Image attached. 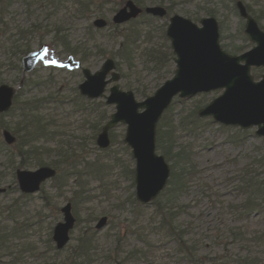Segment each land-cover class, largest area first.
Returning a JSON list of instances; mask_svg holds the SVG:
<instances>
[{
    "label": "rangeland",
    "instance_id": "obj_1",
    "mask_svg": "<svg viewBox=\"0 0 264 264\" xmlns=\"http://www.w3.org/2000/svg\"><path fill=\"white\" fill-rule=\"evenodd\" d=\"M134 1L168 13L144 12L116 24L113 17L127 0H0V85L15 88L20 107L42 102L35 117L47 125L46 135L27 141L40 127L25 131L27 115L20 110L0 114V144H6L9 130L17 138L13 150L15 144L32 147L27 167H19L16 156L15 163L10 160L11 150L0 151V186L6 188L0 194V227L9 238L0 248V264H264V137L256 135L257 126L224 125L198 113L224 89L175 97L164 113L169 123L162 132L171 133L174 152L189 157L186 163L166 159L171 173L174 162L177 174L187 172L188 188L165 215L158 202L165 203L172 174L153 203L137 199L136 160L124 140L127 125L110 130L108 147L97 143L115 105L80 93L84 68L96 72L113 58L121 89L144 101L175 75L167 36L175 14L199 25L215 17L221 46L231 54L254 46L237 0ZM242 1L264 29V0ZM98 18L108 25L96 26ZM42 47L46 55L26 72L23 57ZM251 73L260 80L264 67H252ZM157 152L164 155L158 146ZM41 166L54 167L56 175L38 192H22L17 169ZM69 202L76 222L59 249L53 232ZM102 217L107 224L98 230Z\"/></svg>",
    "mask_w": 264,
    "mask_h": 264
},
{
    "label": "water",
    "instance_id": "obj_2",
    "mask_svg": "<svg viewBox=\"0 0 264 264\" xmlns=\"http://www.w3.org/2000/svg\"><path fill=\"white\" fill-rule=\"evenodd\" d=\"M236 5L246 21L245 33L255 43L253 48L239 55L230 54L221 46L220 25L215 17L202 18L199 25L190 18L175 14L167 29L177 65L175 75L144 101H137L133 91L121 89L117 83L121 74L113 58H108L96 72L83 69L86 79L79 85L81 94L91 99L105 97L106 104L115 105V112L97 138L99 147L106 148L111 144L110 129L120 123L127 124L124 140L136 160V196L143 204L153 202L161 194L171 175L165 156L157 152V127L176 96L189 98L201 92L224 89L220 96L199 110V115L213 116L215 121L225 125L257 126L256 135L264 137V74L260 80H255L251 73L253 66L264 67V29L242 0H238ZM145 11L158 17L167 14L163 6H147ZM142 12L143 8L134 0H128L113 20L118 24L124 23ZM94 24L105 27L108 22L98 18ZM46 53L47 47H43L26 55L23 58L24 70L31 71ZM111 83L115 84L108 95L107 87ZM15 94L13 86L0 85V113L10 110ZM4 138L8 144L16 141V136L9 130H4ZM56 173L51 166L35 170L18 169L19 187L24 193H35ZM5 191L6 188L0 186V194ZM62 212L64 220L55 226L53 234L59 249L69 242L70 231L76 222L70 202ZM106 224L107 217H102L96 227L102 229Z\"/></svg>",
    "mask_w": 264,
    "mask_h": 264
},
{
    "label": "trees",
    "instance_id": "obj_3",
    "mask_svg": "<svg viewBox=\"0 0 264 264\" xmlns=\"http://www.w3.org/2000/svg\"><path fill=\"white\" fill-rule=\"evenodd\" d=\"M234 51H237V49L234 48ZM18 95H16L15 101H14V105L11 108V110L9 112H7V114L16 115L17 112H19V110H20V112H19L20 114L23 112L22 113L23 115H27L26 119H24L22 117L23 121L26 122V126L24 125L25 126V131H27L28 129H30L32 127L34 129H37L38 127H40V131H39L40 133H38L37 131L34 134L29 133L27 135V141H29V140L31 141V140H33L35 138H38V137L46 135V133H45L46 132V129H45L46 127L45 126H47V125L41 124L40 121L37 122L38 119L35 117V112H37L40 109L39 108L40 107V103L42 104V102H40L39 100L37 102L36 101L35 102H33V101L25 102V104L22 107H20V106H18V104H19V96ZM20 114H19V117H20ZM22 114H21V116H22ZM166 115L167 114L164 115V117H163V119L161 121V125H160L159 130H158V133H157V146L163 150V153H164L166 159L172 161V160H175L178 157L180 159V161H178V162H181V161L186 159V161L184 162V163H186L187 161H189L188 155H185V154L183 155L181 150L180 151L178 150L177 152H174V149H173L174 142L170 138L171 133L162 132V128H163L164 124L166 122H168V121H166L167 118H168ZM106 119L109 120L108 117ZM39 120H41V119H39ZM28 132H29V130H28ZM26 144L27 143H24L23 145L15 144L14 146H16L17 150L14 149L15 150L14 151L12 149V147H10L9 145H6L5 143H2V145L0 144V151H2L3 147H4L3 151L9 152L11 150V153L9 152L10 155H11L10 160L13 163H15L14 157L16 156V157L19 158L17 165L19 167H21V166H26L27 167V166L30 165V163L28 162L27 159H25V157L26 156L28 157L30 151L32 150V147L27 144L28 147H27V149H25L24 147H25ZM172 164H173L172 165L173 167H172L171 179L169 181V186H168L166 192L164 193L165 194L164 196H166L165 203L158 202V209L164 215H165L164 212L166 210H170V209L174 210V208L176 207L175 204L177 203L178 198L188 188V183L186 181H184L185 179H183V177L185 175L184 173H187V172L184 171V172H182V174L181 173L177 174L176 170L174 168V165L176 164V162H174ZM172 214H175V213H172ZM4 234H6V232L4 231V229L2 227H0V248L5 247L4 244H6L7 240L9 239ZM171 236H173V237L175 236V238H176L177 235L176 234H172Z\"/></svg>",
    "mask_w": 264,
    "mask_h": 264
}]
</instances>
